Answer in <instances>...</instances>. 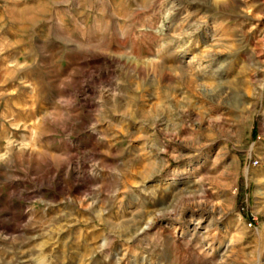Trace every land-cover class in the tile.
I'll use <instances>...</instances> for the list:
<instances>
[{"label": "rangeland", "instance_id": "rangeland-1", "mask_svg": "<svg viewBox=\"0 0 264 264\" xmlns=\"http://www.w3.org/2000/svg\"><path fill=\"white\" fill-rule=\"evenodd\" d=\"M0 264H264V0H0Z\"/></svg>", "mask_w": 264, "mask_h": 264}]
</instances>
